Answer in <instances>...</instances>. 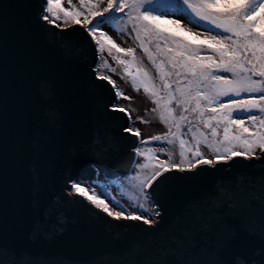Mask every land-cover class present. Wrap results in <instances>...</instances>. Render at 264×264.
I'll use <instances>...</instances> for the list:
<instances>
[{
    "label": "water",
    "instance_id": "water-1",
    "mask_svg": "<svg viewBox=\"0 0 264 264\" xmlns=\"http://www.w3.org/2000/svg\"><path fill=\"white\" fill-rule=\"evenodd\" d=\"M45 5L0 0L2 264H264V161L166 173L152 225L114 219L70 188L126 175L139 136L110 109L116 89L97 78L84 23L49 24Z\"/></svg>",
    "mask_w": 264,
    "mask_h": 264
},
{
    "label": "snow or ice",
    "instance_id": "snow-or-ice-1",
    "mask_svg": "<svg viewBox=\"0 0 264 264\" xmlns=\"http://www.w3.org/2000/svg\"><path fill=\"white\" fill-rule=\"evenodd\" d=\"M150 2L107 0L106 7L89 2L85 14L64 9L59 0H46L47 14L41 17L47 23L58 26L60 13H63L65 20L71 18L76 24L81 23L79 18L83 15L86 30L99 50L103 51L102 41H106L116 52L126 54H132L133 49H123L116 45L100 30L102 25L98 20L131 24L138 38L140 33H144L156 40L159 55L166 58L171 70H165L163 60L156 65L160 83L153 84L145 72L141 85L145 93L153 97L156 105L153 111H159V119L168 127V132L163 136L154 135L141 140L140 145L152 141H164L168 145L178 142L180 163L172 161V152L167 153L168 161L160 160L159 155L165 152L164 148L154 150L137 146L135 154L144 159L143 163L137 165L141 171L132 179L138 182L143 202L130 212L120 206L118 201L111 205L107 203L106 197L101 198L104 193L91 191L92 186L85 187V181L69 180L70 188L78 196L84 197L108 216L117 220L141 221L146 225L159 223L158 218L162 213L154 199L153 190L166 173L173 170L193 173L203 165L215 168L217 165L228 164L236 157H242L247 162L264 161V0H182L183 10L179 12L181 18L190 14L198 22L209 25L207 35L202 40L198 35L190 40L162 29L155 22L160 19L159 16L143 11L144 5ZM167 22L180 26L179 19ZM161 40L164 42L163 48L159 44ZM169 44L172 46L169 47ZM149 59H152L151 55ZM118 63L128 62L119 60ZM97 78L107 81L116 89L110 76L98 73ZM133 87L136 88L135 78ZM115 95L130 99L119 89H116ZM221 98L227 99L222 101ZM110 109L127 113L125 108L117 104L110 105ZM237 112L248 114L247 122L252 130L244 126L245 121L234 118ZM253 112L259 115H253ZM128 118L131 119L130 114ZM193 119L202 123L205 129L211 130V139L200 127L193 126ZM221 126L223 134L219 136L218 128ZM185 127L187 133H191V142L184 139ZM125 131L137 137L140 135L139 129L134 130L131 126ZM202 148H207L213 158L208 159ZM257 149L260 150V156H256ZM189 154L190 159L186 160ZM185 164L186 167L181 166ZM261 190L264 191V183ZM238 264H243V261H238Z\"/></svg>",
    "mask_w": 264,
    "mask_h": 264
},
{
    "label": "rangeland",
    "instance_id": "rangeland-1",
    "mask_svg": "<svg viewBox=\"0 0 264 264\" xmlns=\"http://www.w3.org/2000/svg\"><path fill=\"white\" fill-rule=\"evenodd\" d=\"M89 2L98 3L101 7L107 6V0H84L83 4L81 3V0H59V3L64 9L68 11L77 10L85 14ZM46 6L47 5L44 6L43 15L47 14L45 12ZM181 6L182 0H151L150 3L144 5L143 11L149 12L154 16H159L160 19L155 22L159 24L162 29L173 32L179 37H184L191 40L198 35L201 40L204 39V36L207 35L206 30L209 29V25L203 22H198L190 14L187 17L181 18V14L179 13L183 10ZM163 13H169L170 15H161ZM60 16L61 19L57 21L58 25L75 22L71 18L65 20L63 18V13H60ZM117 16H119V14H117ZM79 19L84 23L83 15ZM89 19H91V17H89ZM171 19H179L180 26L177 27L176 25L167 22ZM98 23L102 25L100 30L103 31L107 37H110L111 40L120 48L133 49L132 54L118 53L114 48H111L109 43L102 41L104 45L103 51L99 50L96 45L98 51L96 71L97 74L99 73L101 75L110 76L115 82L116 89H119L124 94V96L130 98L124 99L123 97L116 96L114 104L125 108L128 115L130 114L131 119L128 127L131 126V128L134 130L139 129L140 135L137 146L142 148L151 147L154 150L164 148L165 152L160 153L159 159L168 161L169 156L167 153L172 152V161L179 164L180 157L178 142L173 145H168L164 141H152L150 144L140 145L141 140H146L154 135L163 136L168 132V127L159 119V111H153V109L156 107V105L153 103V97L149 93H145L144 88L141 85V79L143 78L145 72L148 74L153 84L160 83L156 65L160 64L162 60L164 61L165 70H171L167 66L166 58L160 56L158 53L156 47L157 41L145 35L144 33H140L138 38L137 33L132 30L131 24L124 25L119 21L105 22L103 20H98ZM159 44L161 48L164 47V42L162 40L159 41ZM141 45H143V47ZM168 46L171 47L172 45L169 44ZM145 49L148 51L146 52ZM149 55H151L152 59H149ZM119 60H124L128 63L120 64L118 63ZM125 69H127V71H125ZM133 78H135L136 81L135 89L133 87ZM160 94L163 95V92ZM221 99L222 101H226L227 98ZM252 114L259 115L258 112H253ZM247 116V113L237 112L234 118L236 120L245 121L244 126L252 130L251 125L247 122ZM192 123L194 127H200L201 131L208 134L209 138L211 139L210 129H205L202 123L195 121L194 119ZM213 124H215V122H213ZM233 128H235L234 125ZM183 130L186 132L184 139L191 142V133H187L186 127ZM218 133L219 136H222V126L218 128ZM202 151L205 153L207 158H213L209 154L207 148H202ZM258 151L259 149L257 152ZM137 158L138 156L136 155L135 162L137 161ZM143 159L144 158L140 156L138 159V164L143 163ZM185 159H190V154L186 156ZM135 162L131 168L132 174L130 176L123 178L117 177L113 180L106 179V181L103 182V186H100V183L94 178L93 180L85 181L86 184L84 186L88 187L91 185V191L104 193L101 198L104 199L106 197L107 203L111 205L118 201L120 206L127 209V212H130L136 205H138L140 202H143V196L138 186V182L132 179V177H135L137 173L141 171L137 167L138 164L135 165ZM130 171L127 174H129ZM150 206L153 207L152 205ZM127 212H125V215H127Z\"/></svg>",
    "mask_w": 264,
    "mask_h": 264
},
{
    "label": "trees",
    "instance_id": "trees-1",
    "mask_svg": "<svg viewBox=\"0 0 264 264\" xmlns=\"http://www.w3.org/2000/svg\"><path fill=\"white\" fill-rule=\"evenodd\" d=\"M257 150H258V149H257ZM257 150H256V152H257ZM139 157H140V156H138L137 161L135 162V165L138 164V159H139ZM133 169H134V168H133ZM131 174H132V170L130 171L129 174H127V175H121V176H119V177H120V178H123V177H126V176H130ZM95 180L98 181V182L100 183V186H103V182L106 181V178H104V177L102 176L101 172H98L97 175H96V177H95ZM119 185L121 186L120 183H119ZM148 203L150 204V202H148Z\"/></svg>",
    "mask_w": 264,
    "mask_h": 264
}]
</instances>
